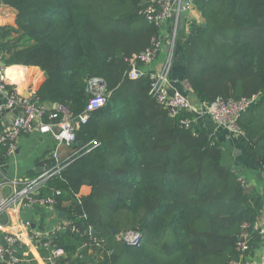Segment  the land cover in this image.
I'll return each mask as SVG.
<instances>
[{
	"label": "trees",
	"instance_id": "trees-1",
	"mask_svg": "<svg viewBox=\"0 0 264 264\" xmlns=\"http://www.w3.org/2000/svg\"><path fill=\"white\" fill-rule=\"evenodd\" d=\"M16 10V27L0 29V62L38 66L46 79L40 105L66 108L75 120L91 94L88 80L102 77L106 103L76 130V154L43 194L59 189L60 208L91 226L103 247L79 251L72 264H235L247 224L244 252L253 263L264 193L222 161L219 142L197 125L179 128L149 94V80L130 79L125 57L150 45L159 27L140 13L147 0H1ZM202 23L177 31L185 54L184 77L201 103L218 96H259L238 118L239 144L264 170V0H192ZM206 24V27H204ZM16 33L15 37L11 35ZM174 58V55H173ZM60 120L61 113L55 109ZM81 142L82 144H78ZM82 186L87 194H75ZM67 202L66 206H61ZM112 229L115 233H112ZM137 230L134 241L121 238ZM84 241L56 239L69 254Z\"/></svg>",
	"mask_w": 264,
	"mask_h": 264
},
{
	"label": "built area",
	"instance_id": "built-area-1",
	"mask_svg": "<svg viewBox=\"0 0 264 264\" xmlns=\"http://www.w3.org/2000/svg\"><path fill=\"white\" fill-rule=\"evenodd\" d=\"M189 3L185 8L183 0H147L140 12L143 17L159 29L166 22L170 24V32L166 37L168 49L164 53L160 67L151 68L149 65L161 55L164 44V37L159 30V34L151 38L148 47L139 53L125 57L124 61L128 63L129 67L126 71L127 77L137 79L145 76L149 80V94L167 111L169 117L177 122L179 128L191 130L194 135L197 126L193 105L184 92L174 87V81L170 76L176 35L182 20L181 14L184 9L188 8ZM88 87L90 90L94 88L97 92L88 98L84 111L75 120L71 119L66 108L61 107L63 115L60 120L55 121L58 117L57 113L49 112L48 121H44V114L48 109L44 105L38 104L37 100L23 96L15 86L12 87L4 67L0 63V94H5L4 100L0 102V112L4 110L16 111L10 125L0 132V145L7 146L9 152L12 153L14 150L12 141L20 134L34 129L41 133H51L56 145H72L76 141V130L79 126L86 122L92 111L106 103V89L103 88L101 79H89ZM258 98L257 94L240 98L218 96L209 103H203L202 114L239 136L242 131L238 127V118L252 107ZM53 128H57L56 133L53 132ZM54 158L55 163L51 167L33 178L23 179L20 185H15L10 196H0V213L9 206L43 205L54 208L58 204L57 196L61 193L59 189L51 188L50 193L46 194L41 191L46 188L48 180L60 174L67 164V161L60 162L56 153H54ZM81 194L83 193L80 191L75 194L77 201H80ZM80 220H86L85 214L76 219L67 216L47 233L33 229L26 221L12 225L0 236V259L9 264H32L40 260L50 264H69L68 260L71 255L56 243L59 234L67 233L84 238L82 244L75 251L78 255L79 251L84 248L93 251V249L103 247L104 240L92 232L91 226H81ZM247 227L246 223L242 224L243 230L236 246L239 258L235 264H253L249 261L250 259L244 256L250 237L246 230ZM140 235L139 231L131 230L121 238L131 242ZM33 251H36V254Z\"/></svg>",
	"mask_w": 264,
	"mask_h": 264
},
{
	"label": "crops",
	"instance_id": "crops-1",
	"mask_svg": "<svg viewBox=\"0 0 264 264\" xmlns=\"http://www.w3.org/2000/svg\"><path fill=\"white\" fill-rule=\"evenodd\" d=\"M189 6L186 9L187 14L184 15L180 21L178 28L179 35L188 34L192 25H199L202 23L200 12L189 0ZM16 10L8 6L0 0V24L1 28L11 29L16 27ZM0 28V29H1ZM163 37H167L170 32V24L166 22L160 28ZM17 34L13 33L12 37ZM174 58L170 76L173 85L178 90L185 92L189 91L187 80L184 77L185 69V54L180 44L174 46ZM164 59V53L151 63V68L160 67ZM2 63V62H0ZM4 64V63H3ZM5 74L9 83L16 87V89L24 96L27 94L32 99L36 96V91L39 86L46 79V74L38 66L10 64L5 65ZM5 98V94H0V102ZM194 112L196 114V126L204 129L213 140L221 145L222 161L230 166L234 171L238 172L247 184V187H255L261 193H264V170L260 171L253 164H251L243 152L242 146L239 144V137L229 131L226 127L214 123L208 116L202 114L203 103L198 101L192 94L188 95ZM44 106L48 110L55 109L61 113L60 105L56 107L53 104ZM14 113L8 110L0 112V132L8 127L12 121ZM71 117V113H70ZM14 143V150L9 152L7 146L0 145V196L8 197L11 195L15 185H20L23 179L33 178L39 173L43 172L48 167L55 163L54 153L57 154L60 162H66L71 159L77 152L73 145L61 144L56 145L53 135L51 133H41L37 129L30 132L20 134L12 141ZM79 144V143H78ZM47 187V186H46ZM90 188L82 186L80 192L87 194ZM67 202H62L61 206H66ZM264 205V204H263ZM264 212V211H263ZM68 215L61 211L60 208H51L43 205H27V206H9L0 213V236L12 225L19 224L21 221H26L34 229L41 230L42 233H47L54 229L60 220H64ZM259 225L264 229V213ZM62 235L59 234L58 237ZM34 252V251H33ZM93 251H88L90 254ZM36 254V251L34 252ZM255 257H253V264H264V245L255 250ZM0 264H9L0 259ZM32 264H50L47 261L40 260ZM79 264V263H75ZM88 264V263H85Z\"/></svg>",
	"mask_w": 264,
	"mask_h": 264
},
{
	"label": "water",
	"instance_id": "water-1",
	"mask_svg": "<svg viewBox=\"0 0 264 264\" xmlns=\"http://www.w3.org/2000/svg\"><path fill=\"white\" fill-rule=\"evenodd\" d=\"M188 3H189V0H183V6H185V8L187 7ZM186 14H187V10L184 9V10L182 11V14H181V19H183L184 15H186ZM204 27H206V24H204ZM163 40H164V44H163L162 51H163V53H165V52L167 51V49H168V44L166 43V37H164ZM1 65L4 66L3 63H1ZM24 96H25V97H28L27 94H25ZM32 100H36V96H33V97H32ZM53 105H54L55 107L57 106L56 103H54ZM13 113L15 114L16 111H13ZM53 132L56 133V132H57V128H53ZM79 144H82V143L79 142ZM259 231L261 232L262 243H263V245H264V229L262 230L261 228H259ZM92 232H93V233H97L96 230H95L94 228L92 229ZM112 233H115V230H114V229H112Z\"/></svg>",
	"mask_w": 264,
	"mask_h": 264
},
{
	"label": "rangeland",
	"instance_id": "rangeland-1",
	"mask_svg": "<svg viewBox=\"0 0 264 264\" xmlns=\"http://www.w3.org/2000/svg\"><path fill=\"white\" fill-rule=\"evenodd\" d=\"M92 78H97V79H101L102 80V82H103V85H104V89H106V85H105V83H104V80H103V78L102 77H92ZM87 91H88V93L89 94H91L90 96H92V94H94V93H96L97 91L93 88L92 90H90L89 89V87H88V85H87ZM89 96V97H90ZM262 226H264V223H263V225ZM78 258V254L76 253V252H74L73 254H71V256H70V259L68 260V263L70 264L71 263V261H75L76 259Z\"/></svg>",
	"mask_w": 264,
	"mask_h": 264
}]
</instances>
